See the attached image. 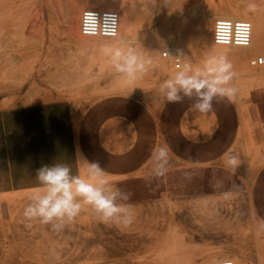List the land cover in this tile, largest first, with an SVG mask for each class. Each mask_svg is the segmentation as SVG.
I'll use <instances>...</instances> for the list:
<instances>
[{"label":"rangeland","instance_id":"374dc122","mask_svg":"<svg viewBox=\"0 0 264 264\" xmlns=\"http://www.w3.org/2000/svg\"><path fill=\"white\" fill-rule=\"evenodd\" d=\"M82 1L0 0V86L5 88L0 106H24L20 99L29 90L38 103L68 104L79 158L94 153L107 178L129 194L125 203L133 206V222L126 227L101 222L84 205L56 231L23 216L33 192L0 196V264H188L186 252L195 250L261 264L264 75L245 83L238 79L244 85L235 98L215 97L206 115L191 109L195 94L161 104L156 88L168 73H144L129 82L105 55L108 42L97 40L94 48L82 50L72 41L76 20L66 11L75 14ZM226 3L244 5L264 20V0H126L123 9L113 11L121 26L126 11L133 15V32L130 41L115 45L123 42L144 54V42L173 33L184 43L182 61L195 68L194 55L202 51L207 32L196 35L190 13L210 14ZM142 7L152 15L160 11L162 28L140 16ZM165 48H158L161 60ZM170 69L175 71L172 61ZM123 111L131 116L128 135L119 132ZM161 143L169 146L170 161L166 174L155 176L151 157ZM227 154L238 157L234 170ZM124 155L132 172L122 179L105 165Z\"/></svg>","mask_w":264,"mask_h":264},{"label":"clouds","instance_id":"9594fccd","mask_svg":"<svg viewBox=\"0 0 264 264\" xmlns=\"http://www.w3.org/2000/svg\"><path fill=\"white\" fill-rule=\"evenodd\" d=\"M103 51L114 71L129 82L136 81L146 73L152 62L136 47L123 42L105 44ZM234 77L233 65L227 56L209 55L195 68L189 62L180 64L159 82L156 93L161 104L179 103L184 97L195 94L197 99L191 109L206 115L212 111L215 97L235 98L238 89L232 83ZM169 152L167 143L155 147L151 157L152 175L166 174ZM226 163L234 170L239 164L238 157L227 154ZM78 171V175H72L71 165L63 162L37 169V189L30 195L23 216L28 220L36 219L42 224H50L54 230L60 231L87 205L101 222L125 227L131 225L133 206L125 203L129 200V194L120 192L107 178L99 162L88 161L81 156ZM117 196H122V203H117ZM222 264L233 262L225 260Z\"/></svg>","mask_w":264,"mask_h":264},{"label":"crops","instance_id":"0c3cea01","mask_svg":"<svg viewBox=\"0 0 264 264\" xmlns=\"http://www.w3.org/2000/svg\"><path fill=\"white\" fill-rule=\"evenodd\" d=\"M119 132L128 135L130 112L118 114ZM89 122H85L87 127ZM96 161L94 153L86 154ZM127 156L108 159L106 170L113 176L126 178L132 172ZM79 153L75 125L68 104L64 102L34 103L25 106H0V196L34 192L38 182L36 171L43 165L63 162L78 175ZM264 205V199L259 197Z\"/></svg>","mask_w":264,"mask_h":264},{"label":"bare ground","instance_id":"6f19581e","mask_svg":"<svg viewBox=\"0 0 264 264\" xmlns=\"http://www.w3.org/2000/svg\"><path fill=\"white\" fill-rule=\"evenodd\" d=\"M125 1L124 0H83L79 4L76 3L77 5H79V9L75 14L70 9H67L66 16H68V18L70 19L74 16L76 20V25H75L76 34L75 36H70V37L72 41L77 44L78 48L80 47L82 50L83 49L90 50L96 46L97 40H102V41L105 40L106 42L111 43L113 45H115V42H118L120 40L130 41L128 38L132 35L134 24H133V15L129 11L125 12L124 26H121L122 23H120V18H119V31L117 37L114 39H99V38L84 37L79 32V20L82 10L84 9H100V10H111V11L121 10L123 9L122 7ZM142 6L145 5L143 4ZM138 11L140 13V16H142L144 20L149 21V23H152L153 25L159 28H162V23L158 15L160 11L155 12L154 15H152L149 9L143 7L138 9ZM152 11L154 12V10ZM253 14L254 13H252V11L244 5L238 6V4L232 5L227 3L226 5L225 4L222 5L219 11L217 10L210 14L207 13L196 14L192 12L190 13L191 15L190 24H193L198 30L196 35L197 34L199 35L200 32H207V37L205 39V43L203 44L202 51L200 53H195L194 55V59L196 61L197 66H200L204 58L209 55L227 56V58L231 61L233 65V71L235 72V77L232 83L238 89V91H240L242 89L241 87L244 85V84L242 85L239 84L238 79L243 80L242 82L245 83L253 79L254 80L259 79L260 76L264 75V64L262 65V67L259 68L260 71L258 70V72L255 71L256 69L254 67L250 66V62L258 58L257 55H261L262 57L261 56L260 57L264 60V20L261 18L253 17ZM216 18H230L234 20H245L249 22L251 26V42L249 46L243 48V47H223V46L215 45L212 41V26ZM168 24H170L169 21ZM162 33L163 35H165L163 31ZM162 44L168 48L170 54V57L168 58V60L166 59V61H162L163 59L162 60L160 59V55L158 56L159 54L158 48ZM183 44L184 43H182V38L179 37L176 39L173 36V33L170 34V38L168 39L162 37L157 40H148L144 42V56L150 58L152 61L148 67V71L146 72V75L150 76L152 74H164V73L170 74L172 72L170 69L171 61L173 62L174 59H178L182 61L181 57H184ZM84 54L85 56H87V54L89 53L87 52L86 54L85 52ZM182 63L184 62L182 61ZM0 88H4V86L1 85ZM37 100H38L37 95H35L34 92H32V90H29L25 95L23 94V97L20 99V102L21 105L23 104L25 106V105H31L37 103ZM185 258L187 259L186 262H188V264H196L197 261L198 262L212 261L216 259H231L233 264H251L250 261H247L246 259L240 256L229 255L228 253H224V252L218 254H205L203 252H199L195 250L189 253L186 252ZM261 264H264L263 260L261 261Z\"/></svg>","mask_w":264,"mask_h":264},{"label":"built area","instance_id":"2783aa9c","mask_svg":"<svg viewBox=\"0 0 264 264\" xmlns=\"http://www.w3.org/2000/svg\"><path fill=\"white\" fill-rule=\"evenodd\" d=\"M119 31V15L111 10L84 9L80 14L79 32L84 37L99 39H114ZM212 41L215 45L223 47H247L251 42V26L245 20H234L230 18H216L212 26ZM170 57L166 47L161 58L166 60ZM182 64V61L174 59L173 68ZM264 60L258 57L250 62V66L259 68ZM225 260L216 259L212 261H199L197 264H222Z\"/></svg>","mask_w":264,"mask_h":264}]
</instances>
